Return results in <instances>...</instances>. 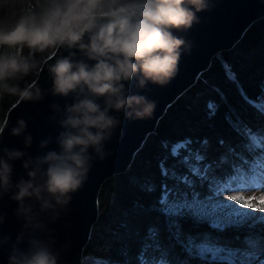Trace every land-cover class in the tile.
<instances>
[{"label": "clouds", "instance_id": "1", "mask_svg": "<svg viewBox=\"0 0 264 264\" xmlns=\"http://www.w3.org/2000/svg\"><path fill=\"white\" fill-rule=\"evenodd\" d=\"M15 4L21 11L14 13V19L0 18V95L42 99L41 89L9 81H19L37 67L36 53L65 49L69 54L48 66L50 91L55 97H71L72 102L63 110L52 105L62 129L55 138L58 150L33 157L16 148L2 149L0 195L10 194L18 204L17 217L24 221L9 264H58L54 241L37 235L47 230L42 216L48 214L52 222L58 219L86 181L94 160L112 154L105 144L123 124L113 112L129 120L153 114L155 102L133 94L131 86L134 81L141 89L149 83H170L185 46L174 30L191 28L208 4L205 0H0V9ZM26 129V121L20 119L12 135L22 136L29 148L33 138L25 135ZM52 142L49 137L40 147L48 148ZM20 160L27 179L14 182L13 162ZM26 233L28 247L23 249ZM10 240L4 237L0 243Z\"/></svg>", "mask_w": 264, "mask_h": 264}, {"label": "trees", "instance_id": "2", "mask_svg": "<svg viewBox=\"0 0 264 264\" xmlns=\"http://www.w3.org/2000/svg\"><path fill=\"white\" fill-rule=\"evenodd\" d=\"M20 11L19 4L5 7L0 9V18L14 19V13L18 15ZM52 54L36 53L34 62L37 67L23 79L9 83L19 84L21 88L29 87L37 79L44 61ZM24 55H28L27 49H24ZM223 62L231 66L249 96L254 97L259 93V85L264 82V18L252 25L235 48L220 52L214 57L210 69L201 75L196 85L168 109L155 132L148 137L142 149L136 154L129 170L112 176L103 184L99 196V219L84 250L83 264H89L98 256H110L123 264L124 257L121 256L120 250L125 244L131 249L130 255L135 254L138 238L118 240V237L124 233L121 223L125 219H133L130 214L133 212L134 202L140 201L145 206L155 202L162 180L157 167L161 158L167 157L169 167H174L178 173H183L187 177L184 165L178 160L185 155L184 150L179 148L189 141L177 144L179 156L175 159L161 147L162 141L174 142L184 137H191L195 142L188 148L185 160L202 152L204 155L201 160L205 169L211 167L213 173L220 176L227 175L239 164L240 161L236 157L240 159L247 157L251 160L256 155L254 151L244 150L246 144L251 147V136L246 138L245 130L238 125H233L236 128V131H233L226 122V117L235 112L253 127H264V117L257 116L244 104L236 86L226 77L222 67ZM214 89L223 93L224 98ZM19 99L18 96L0 95V130L9 110ZM209 101L218 105L216 115L212 119H208L206 114V104ZM203 138H207L210 142L207 147L199 142ZM218 140L220 144L217 143ZM188 167L195 168L197 165L188 164ZM131 177L138 178L137 183H132ZM146 182L154 183L157 191L151 194L141 191L139 185ZM168 182L172 183L171 180ZM199 190L204 191L203 188ZM133 222L138 226L141 235L149 225H156L161 229L162 236L167 237V242H172L171 237L164 231L165 218L159 212L142 213L136 216ZM181 223L184 233L194 240L211 236L222 241L240 243L241 237L247 231V229H229L226 232H217L209 222L197 221L189 216H186ZM174 254L184 258L179 246L175 248ZM175 264H179V261Z\"/></svg>", "mask_w": 264, "mask_h": 264}, {"label": "water", "instance_id": "3", "mask_svg": "<svg viewBox=\"0 0 264 264\" xmlns=\"http://www.w3.org/2000/svg\"><path fill=\"white\" fill-rule=\"evenodd\" d=\"M206 10L198 12V22L191 28L174 30V35L185 41L181 50L179 70L170 83L165 86L149 83L141 89L133 82V94L147 96L155 102L153 114L142 120H129L119 115L123 124L118 128L111 141L106 142V151H111L104 160L98 157L92 163L86 181L82 187L72 194L71 202L60 212L54 222L48 214L42 216L47 230L37 235L44 240L54 241L53 249L59 254L58 264H81L80 257L90 241L94 225L99 219V196L103 184L112 176L125 173L131 167L136 154L142 149L148 137L155 132L160 120L168 109L187 91L196 85L201 75L207 72L214 57L223 51H230L240 43L254 23L264 18V0H205ZM69 54L59 49L43 63L37 79L29 86L44 92L40 100H21L9 110L3 127L0 130V156L2 149L16 148L35 157L49 150H58L55 138L62 130L58 124L59 115L54 112L53 104H59L61 110L72 98L55 97L51 94L52 81L48 66L55 58ZM57 115V120L52 119ZM23 119L27 123L26 133L32 136V145L25 147L22 136L12 135L17 121ZM123 132V136L120 132ZM52 138L48 148L40 147L41 141ZM13 181L20 177L27 179L23 161H15ZM29 203H32L29 201ZM17 202L10 199V194L0 195V241L11 237L9 243H0V264H9V253L22 231L24 221L17 217ZM39 211V205H35ZM28 234H25L21 248L27 249Z\"/></svg>", "mask_w": 264, "mask_h": 264}, {"label": "snow or ice", "instance_id": "4", "mask_svg": "<svg viewBox=\"0 0 264 264\" xmlns=\"http://www.w3.org/2000/svg\"><path fill=\"white\" fill-rule=\"evenodd\" d=\"M222 67L226 77L236 86L244 104L257 116L264 117V82L259 85L260 91L256 96H249L231 66L223 62ZM214 90L224 98L223 93L218 89ZM206 109L208 119H212L216 115L218 105L209 101ZM226 122L233 131H236L233 125H238L245 130L246 138L251 136V147L246 144L244 150L254 151L256 155L251 160L247 157L243 159L236 157L240 161L239 164L227 175L220 176L214 174L211 167L205 169L201 160L204 155L202 152L185 160L188 148L195 142L191 137H184L174 142L162 141L161 147L174 159L179 156L177 144L189 141L179 148L184 150L185 155L178 160L184 165L187 177L183 173H178L174 167H169L167 157L158 161L157 167L162 180L155 202L147 206L140 201L134 202L133 212L130 214L133 219H125L121 223L124 233L118 237V240L138 238V247L134 255H130L131 249L127 244L121 248L123 264H133V262L134 264H175L176 261H179V264H193V262L195 264H264V205L258 203L264 200V127H253L235 112L226 117ZM199 142L205 147L210 143L207 138L200 139ZM217 143L220 144V140ZM188 164L197 167L189 168ZM130 180L132 183H137L138 178L131 177ZM169 180L172 181L171 184ZM139 187L141 191L149 194L157 191L154 183H142ZM200 188L204 191L201 192ZM256 192L261 195H252ZM152 212H159L165 218L164 231L171 237L172 242H167V237L162 236L161 229L156 225H149L141 235L138 226L133 222L134 218L142 213ZM186 216L206 218L217 232H226L229 229H247V231L241 237L240 243L222 241L211 236L194 240L183 231L181 221ZM177 246L183 252V259L174 254ZM80 260L83 264V254ZM89 264H121V262L110 256H98Z\"/></svg>", "mask_w": 264, "mask_h": 264}, {"label": "rangeland", "instance_id": "5", "mask_svg": "<svg viewBox=\"0 0 264 264\" xmlns=\"http://www.w3.org/2000/svg\"><path fill=\"white\" fill-rule=\"evenodd\" d=\"M176 147H177V150H178L179 145H177ZM233 194H244V193H233ZM252 195L259 196V195H261V193L256 192V193H253ZM258 203L261 204V205H264V200L259 201ZM189 217H192L194 220H197V221H206V222L210 223V221H208L206 218H203V217H195V216H189Z\"/></svg>", "mask_w": 264, "mask_h": 264}]
</instances>
